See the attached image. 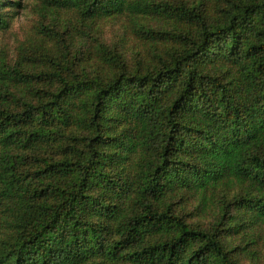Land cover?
<instances>
[{
  "label": "trees",
  "instance_id": "16d2710c",
  "mask_svg": "<svg viewBox=\"0 0 264 264\" xmlns=\"http://www.w3.org/2000/svg\"><path fill=\"white\" fill-rule=\"evenodd\" d=\"M40 4L128 21L142 53L0 50V264H257L264 0Z\"/></svg>",
  "mask_w": 264,
  "mask_h": 264
},
{
  "label": "rangeland",
  "instance_id": "374dc122",
  "mask_svg": "<svg viewBox=\"0 0 264 264\" xmlns=\"http://www.w3.org/2000/svg\"><path fill=\"white\" fill-rule=\"evenodd\" d=\"M7 4L18 2L12 8L7 28H0V50L7 61L16 59L20 45L29 47L40 34L52 33L55 40L49 42L53 46L57 40L62 54L74 56L78 48L102 44L116 49L130 62L136 52H141L143 45L142 33L134 30V25L128 21L122 23L113 19L100 20L95 31L89 30V24L83 20L67 21L58 15L46 11L40 0H5ZM172 1V0H165ZM191 1V0H187ZM7 7L5 10H7ZM43 19V21H42ZM149 26L162 28L161 22H150ZM133 32H132V31ZM35 36V37H34ZM47 86V85H46ZM264 239V236L263 238ZM257 264H264V240H261ZM243 264H250L248 258Z\"/></svg>",
  "mask_w": 264,
  "mask_h": 264
}]
</instances>
